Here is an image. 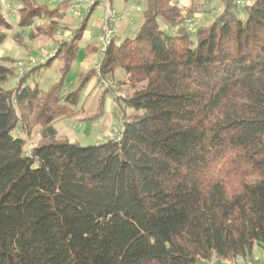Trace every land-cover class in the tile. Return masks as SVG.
I'll return each instance as SVG.
<instances>
[{
  "label": "trees",
  "instance_id": "trees-1",
  "mask_svg": "<svg viewBox=\"0 0 264 264\" xmlns=\"http://www.w3.org/2000/svg\"><path fill=\"white\" fill-rule=\"evenodd\" d=\"M8 1L29 39L66 29L70 0ZM180 1L145 0L137 35L115 37L101 61L103 78L122 69L147 82L119 103V142L82 146L55 129L78 117L96 74L66 92L90 17L9 90L15 59L0 64V264H230L264 246V0L244 11L220 0V15L193 31L214 0ZM12 26L0 7V47ZM57 58V83L29 84ZM17 128H39L30 152Z\"/></svg>",
  "mask_w": 264,
  "mask_h": 264
},
{
  "label": "rangeland",
  "instance_id": "rangeland-1",
  "mask_svg": "<svg viewBox=\"0 0 264 264\" xmlns=\"http://www.w3.org/2000/svg\"><path fill=\"white\" fill-rule=\"evenodd\" d=\"M38 2L42 4H47L50 8H55L60 3V0H37ZM242 2V8L241 10L244 11L246 7H249L251 5V2L253 0H240ZM6 2L8 0H0V7L5 13V15L8 17V19L13 24V28L8 33V39L7 43H5L2 47H0V51H2V56L0 57V64H4L6 66H13L16 69V62L19 60H26L27 58L31 56H38L39 51L41 49H48V50H54L55 47H59L60 44H58L56 41H63L68 39L67 36H59L56 37V39H48L44 36L38 35L34 38L29 39L28 34L29 30H21L17 27V20H18V12L17 7L13 5V8H15L16 12L14 14L9 15L8 11L9 9L5 7ZM137 4V7L135 9H131L133 5ZM113 8L119 11L124 17L122 20L116 25V41L117 43L122 42L123 40L127 38H134L139 29L140 26L143 23V13L146 8L145 0H130L126 2L125 0H114ZM207 12L199 22L194 24V26L190 27V31L195 30L199 25H207L212 23L215 18L220 15V13L223 11V5L220 0H214L213 3L208 4L206 7ZM239 9V8H238ZM95 11L91 15L89 22L87 23V29L86 33L82 40H80V48L86 47L88 44L92 47V50L90 52H86L84 48L81 49L79 52L78 58L76 61H74L71 65L70 72L68 73L66 77V85L65 90L69 91H75L77 90L80 85L83 82V77H86L90 72L95 70L96 74L93 76L88 82H85L84 88L81 90L80 94V101L78 105H76L77 110H82L80 117L84 116H90L97 112V104L99 102V95L100 92L103 90L104 94L109 93L113 96L114 102L116 103V97L115 93L113 91H109V89H106L104 87H101L99 84L100 77L97 74V66L99 65L100 61V43H101V37L104 31V27L102 23L99 21L101 17L104 16L105 8L99 7L97 9H94ZM65 18L63 20L64 27L67 28V35H70L69 37L73 36V31L78 29L81 26V21L79 19L75 18L70 11L69 7L66 9ZM127 12H130V17L133 19L132 22L130 21V17L125 16ZM243 18L246 17V14L243 13L241 15ZM43 23V22H42ZM46 22H44L45 24ZM67 37V38H66ZM8 44V46H6ZM1 56V55H0ZM7 56V57H5ZM4 58V59H3ZM6 58V59H5ZM11 59H15V63L12 65ZM19 59V60H18ZM85 63L84 65H81L82 63ZM65 60L63 58H57L53 64L48 68H42L38 70L35 74H33V81L37 82L43 93L47 92L55 83H57L61 76V71L65 65ZM114 78L108 77L113 79L115 83L118 85L119 89L123 91L126 96L128 97L132 93H134L138 89H143L146 87L147 82L146 81H140L135 82L129 78L127 74L122 69L116 70L114 73ZM16 78L10 77L8 82L3 86L6 90H9L16 86ZM32 82L29 83L34 85L35 83ZM119 83V84H118ZM125 83V84H124ZM124 86V88H123ZM123 88V90L121 89ZM111 96V98H112ZM96 101L95 105H92V103ZM105 109L106 114L103 116V118L99 119L97 122H81L76 119H60L59 121H56L55 128L57 130V134L59 138H66L71 142H78L82 146L86 145H92L97 143H103L108 140V137L106 133H104L105 130H107V127L105 124H103V119H105L108 116H111L112 112L114 110L109 109L108 102H105ZM83 107H85V110L83 111ZM120 111L121 109H117V114H119L120 117ZM126 116V115H125ZM118 117V118H119ZM114 124H117L118 121L114 117H111ZM121 120V119H120ZM39 128H35L30 136H27V132L21 130L20 128H17L13 131L12 135L16 138H26L27 146L26 150L30 152V149L35 146L39 140L40 136L38 133ZM262 245H257L255 247V252L253 254V258L251 260L246 261L243 258H239L234 263L230 264H264V249L261 248ZM264 247V246H263ZM215 264V263H211ZM228 264V263H225Z\"/></svg>",
  "mask_w": 264,
  "mask_h": 264
},
{
  "label": "built area",
  "instance_id": "built-area-1",
  "mask_svg": "<svg viewBox=\"0 0 264 264\" xmlns=\"http://www.w3.org/2000/svg\"><path fill=\"white\" fill-rule=\"evenodd\" d=\"M237 5L241 8L242 2L238 0ZM6 8L9 9L8 14H14L16 12L15 8L8 1L5 5ZM99 7L105 8L104 16L101 18L102 25L104 27V31L101 37L100 43V61L97 66V74L100 76L99 84L101 87L109 89V91H113L116 97L117 106L124 99L127 98L126 94L121 91L118 85L111 78H103L100 73V65L103 57L106 55L109 47L111 46L113 39L116 36V25L122 20L124 15H122L119 11L113 8L112 0H70L69 9L72 12L73 16L79 21L83 22L87 18L91 17L94 9ZM137 7V4L133 5L132 10ZM131 13L127 12L125 16L130 17ZM130 19H132L130 17ZM193 25H190L192 27ZM68 40H71V37H68ZM59 53V47H55L54 50L41 49L39 51L38 56H31L26 60H19L16 64L17 70V79L23 78L27 73L33 71L34 69L45 65L50 61L53 57H55ZM120 124L112 126L111 134L109 139L112 141H121L123 137V132L125 131V124L127 122L125 114L120 111Z\"/></svg>",
  "mask_w": 264,
  "mask_h": 264
},
{
  "label": "crops",
  "instance_id": "crops-1",
  "mask_svg": "<svg viewBox=\"0 0 264 264\" xmlns=\"http://www.w3.org/2000/svg\"><path fill=\"white\" fill-rule=\"evenodd\" d=\"M113 3H114V0H112V6H113ZM181 6H183L185 9H187L188 8V5L190 4V2H189V0L187 1H180V3H179ZM114 7V6H113ZM204 16V15H203ZM102 18V17H101ZM101 18L99 19V21L101 22ZM132 20L133 19H130V21L132 22ZM201 19H199V21H200ZM198 21V22H199ZM102 23V22H101ZM66 28V27H65ZM67 28L65 29V30H63V31H61L60 32V35H62V36H67V37H69L70 35H67ZM86 33V32H85ZM85 35V34H84ZM66 37V38H67ZM7 43V42H6ZM6 46H8V44L6 45ZM82 48H84L85 49V51L86 52H90L91 50H92V47L88 44L86 47H82ZM82 48H80V50H79V52L81 51V49ZM79 52H78V55H79ZM2 51H0V57H4V56H2ZM5 57H7V56H5ZM77 58H78V56H77ZM19 60V59H18ZM77 60V59H76ZM75 60V61H76ZM85 63L83 62L81 65H84ZM114 78V77H113ZM33 77H31L30 79H29V81H30V83H32V82H34L33 80ZM17 78H16V83H17ZM28 81V82H29ZM29 83V84H30ZM35 84H37V82H34ZM34 84V85H35ZM30 85H32V84H30ZM34 85H32V86H34ZM123 88H124V86H123ZM123 88H121L122 90H123ZM68 91V90H67ZM70 91V90H69ZM68 91V92H69ZM111 94H107V93H105L104 94V91L102 90L101 92H100V95H99V97H100V99H99V102H98V106H97V112L96 113H94V114H92V115H90V116H84V117H80V114H81V112H82V110H77L75 107V110L76 111H78L79 112V115H78V117L76 118V120H79V121H81V122H85V123H89V122H97L99 119H101V118H103V116L106 114V109H105V102H108V104H109V109H112V110H114L113 112H112V114H111V116H108V117H106L105 119H103V124H105V126L107 127V130H105L104 131V133H106V135H107V137H108V139H109V136H110V134H111V128H112V126H115V125H119L120 124V118H118L119 117V114H117V109H119L118 108V106L115 104V102H114V98H113V96H112V98H111ZM101 101L103 102V105H104V110H105V113H104V115L102 116V117H100V118H95V116L98 114V112H99V107H100V103H101ZM95 103H96V101H94L93 103H92V105H95ZM85 110V107H83V111ZM111 117H115L116 119H117V121H118V123L117 124H114L113 123V121H112V118ZM56 129V128H55ZM261 248H263L264 249V247L262 246Z\"/></svg>",
  "mask_w": 264,
  "mask_h": 264
}]
</instances>
